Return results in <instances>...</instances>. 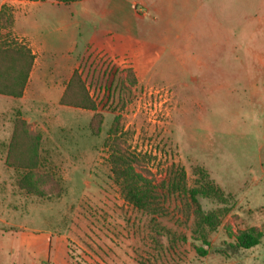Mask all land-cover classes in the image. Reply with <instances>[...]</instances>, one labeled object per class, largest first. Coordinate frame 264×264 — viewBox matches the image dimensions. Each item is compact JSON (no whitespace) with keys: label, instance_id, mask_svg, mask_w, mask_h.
Here are the masks:
<instances>
[{"label":"rangeland","instance_id":"obj_1","mask_svg":"<svg viewBox=\"0 0 264 264\" xmlns=\"http://www.w3.org/2000/svg\"><path fill=\"white\" fill-rule=\"evenodd\" d=\"M53 1L33 8L18 27L47 43L59 67L72 63L62 56L72 49L97 109L26 106L30 125L47 138L44 168L54 180L41 195L26 193L0 155V229L13 236L4 237L3 263L55 264L18 248L15 239L25 230L63 237L66 264H264V103L239 89L248 75L233 74L264 65V0H201L200 7L146 0L152 9L139 19L141 0H116L119 17L146 32L139 45L104 34L108 0L69 6L75 31L57 29L68 16L54 12ZM6 104L5 131L16 115V106ZM118 116L122 147L144 156L155 176L156 212L127 201L111 170L107 140ZM206 180L225 196L198 197L205 213L222 210L218 225L205 228L209 244L196 232L193 201L183 189ZM251 226L260 242L237 246V234Z\"/></svg>","mask_w":264,"mask_h":264},{"label":"trees","instance_id":"obj_2","mask_svg":"<svg viewBox=\"0 0 264 264\" xmlns=\"http://www.w3.org/2000/svg\"><path fill=\"white\" fill-rule=\"evenodd\" d=\"M36 1V0H35ZM38 1V0H37ZM62 2L78 0H59ZM14 23L13 7L4 3L0 9V94L20 98L24 94L31 70L34 65L35 54L27 43L18 41L9 36H4L2 28H10ZM132 76L131 83H136L132 69H128V76ZM60 103L67 106L81 107L96 110L97 104L90 95L82 72L76 68L61 96ZM120 116L115 117L114 127L110 129L107 143L110 144L109 162L111 170L119 183L122 194L127 201L136 207L151 212H156L154 200L156 184L155 176L144 160V156L132 149L122 147L119 128ZM102 114L93 116L91 127L94 132H99ZM47 138L41 129L32 128L30 123L19 113L13 122V134L8 144V150L4 158L5 164L17 171L16 183L26 193L43 194V185L54 180L53 173L44 168L47 162L46 154L49 149L46 146ZM146 162V163H145ZM206 175V173H204ZM203 175V174H202ZM184 176V173L180 175ZM179 177V179H181ZM184 182V181H183ZM185 193L193 201V214L196 218L197 233L205 244H209L205 228H215L219 222L216 209L205 213L201 208L199 196L224 199L223 191L213 182L206 180L202 185L187 187L183 185ZM43 190V191H42ZM261 232L258 227L251 226L241 230L237 236V246L250 248L260 242ZM202 254L207 250L200 248Z\"/></svg>","mask_w":264,"mask_h":264},{"label":"crops","instance_id":"obj_3","mask_svg":"<svg viewBox=\"0 0 264 264\" xmlns=\"http://www.w3.org/2000/svg\"><path fill=\"white\" fill-rule=\"evenodd\" d=\"M79 1L82 0L70 2L54 0L52 2V8L54 12H62L64 15L68 16L67 20L63 21V24H59L57 29H60L61 27L65 30H73L74 28L75 31L76 28L78 29L77 17L75 16V12L72 7H70V10L69 6ZM45 2L46 0H0V9L4 3H7L13 6L14 13L13 25L10 28H2V34L6 36L4 34L5 32H11V37L18 41L27 43L35 54L34 65L26 84L23 96L16 98L5 94H0V104H3L5 110H2L3 108L0 109V155H6L7 153L8 144L13 134V122L15 119H13L12 126H8L7 133V131H5L6 118L4 116L5 113L10 109L6 108V103H8V106H16V108H14L16 114L14 117L20 113L24 119L30 122L29 116L25 113L26 106H29L30 109L31 107L34 108L37 106V104L50 106L62 105L60 103L61 96L74 70L77 68V58L76 56L72 57L71 48H65L62 56L67 57L70 61H72V63H70L69 66L59 67V61L57 63L55 60H53V54H51L53 50H51L47 43L40 41L38 37L35 38V36H32L21 26L18 27L19 21L22 24L31 20V16H33L32 12L35 10V8H43ZM201 2V0H192V3L197 7H200L202 4ZM140 4L144 8L145 12L140 13L139 10H136L135 16L137 19L143 17L144 13L147 14V12L152 9V6H150L146 0H141ZM132 5L135 8L137 7L135 2H133ZM117 6L116 0H108L103 8V18H106V20L103 22L104 34L106 36L112 37V40L116 39L119 41V39H125L129 42H132L133 44L139 45L145 40L146 37V32L142 30L141 23L139 22V25L137 23L132 24L131 22L120 18ZM102 46L112 49L110 45L102 44ZM132 56L135 57L133 54ZM244 70L245 71L233 72V74L236 76L240 72H244V74L248 75L247 82L243 84L244 87H240L239 89L243 88L245 91V96H247L250 100L259 99L262 100V103H264V65L255 67L253 70L248 68H245ZM251 74L252 76H250ZM236 89H238V87H236ZM30 91H32V94ZM4 165L6 168H10L5 164V162ZM261 169L264 170V166H261ZM0 220H2V222L5 221V219L1 217ZM7 234H10V239L12 240V232L10 233L5 229H0V264H4L2 260L5 257L4 250L6 248L4 237ZM15 241L20 250H27L25 255L28 256L29 254H32L30 256L32 259L35 257L37 261H42L46 259L47 256H50L55 264H63V261H65V242L63 237L53 235L49 232H41L37 234L32 233V231L24 230L20 231ZM32 249H37V252H32ZM9 253L13 258L12 245H10ZM61 259H63V261H61ZM12 263L13 262H9V264ZM64 264H66V261Z\"/></svg>","mask_w":264,"mask_h":264},{"label":"built area","instance_id":"obj_4","mask_svg":"<svg viewBox=\"0 0 264 264\" xmlns=\"http://www.w3.org/2000/svg\"><path fill=\"white\" fill-rule=\"evenodd\" d=\"M43 264H52V263H50V262H44Z\"/></svg>","mask_w":264,"mask_h":264}]
</instances>
